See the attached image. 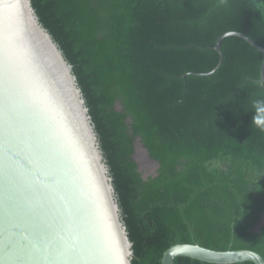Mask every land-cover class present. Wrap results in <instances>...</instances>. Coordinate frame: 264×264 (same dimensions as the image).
<instances>
[{"label": "trees", "instance_id": "16d2710c", "mask_svg": "<svg viewBox=\"0 0 264 264\" xmlns=\"http://www.w3.org/2000/svg\"><path fill=\"white\" fill-rule=\"evenodd\" d=\"M73 65L133 241L132 264L177 243L264 257V0H32ZM139 137L157 161L145 176ZM176 264H215L177 257ZM233 264H255L243 261Z\"/></svg>", "mask_w": 264, "mask_h": 264}, {"label": "water", "instance_id": "95a60500", "mask_svg": "<svg viewBox=\"0 0 264 264\" xmlns=\"http://www.w3.org/2000/svg\"><path fill=\"white\" fill-rule=\"evenodd\" d=\"M236 35L263 54L264 47ZM133 241L111 168L73 65L32 0H0V264H132ZM264 257L250 249L177 243L162 264Z\"/></svg>", "mask_w": 264, "mask_h": 264}, {"label": "rangeland", "instance_id": "374dc122", "mask_svg": "<svg viewBox=\"0 0 264 264\" xmlns=\"http://www.w3.org/2000/svg\"><path fill=\"white\" fill-rule=\"evenodd\" d=\"M135 155L134 158L138 163L139 169L145 176L154 174L157 171L158 163L148 153L144 147L141 138H134Z\"/></svg>", "mask_w": 264, "mask_h": 264}, {"label": "clouds", "instance_id": "9594fccd", "mask_svg": "<svg viewBox=\"0 0 264 264\" xmlns=\"http://www.w3.org/2000/svg\"><path fill=\"white\" fill-rule=\"evenodd\" d=\"M226 0H220V3H225ZM256 115L253 119L257 125L264 123V100H257L254 102Z\"/></svg>", "mask_w": 264, "mask_h": 264}]
</instances>
